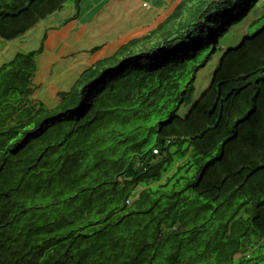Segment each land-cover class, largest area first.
<instances>
[{
    "label": "trees",
    "instance_id": "trees-1",
    "mask_svg": "<svg viewBox=\"0 0 264 264\" xmlns=\"http://www.w3.org/2000/svg\"><path fill=\"white\" fill-rule=\"evenodd\" d=\"M69 1L0 0V39ZM258 1L195 2L52 106L33 96L42 45L0 65V264H264V23L192 103L200 52Z\"/></svg>",
    "mask_w": 264,
    "mask_h": 264
},
{
    "label": "rangeland",
    "instance_id": "rangeland-1",
    "mask_svg": "<svg viewBox=\"0 0 264 264\" xmlns=\"http://www.w3.org/2000/svg\"><path fill=\"white\" fill-rule=\"evenodd\" d=\"M198 1L195 0V2ZM74 5V1L66 2L59 12H55L40 21L35 27L14 41L6 42L0 39V65L8 62L17 53H27L37 50L40 45L43 46V51L35 56L37 70L32 78V84L36 87L33 94L34 98L47 106H52L55 103L58 92L68 90L78 73L83 70L82 68L105 57L111 51L110 47L103 50L99 47L94 48L108 39L99 41V39L88 38L87 34L81 37L83 34L81 22H79L80 26L74 30L63 29L62 27L59 31H57L58 29L53 30V28H60V25L76 12ZM261 14H264V0H259L242 21L232 25L220 36L213 54L210 53L211 47L200 52L199 60L205 61L195 73L192 103L209 87L223 50L233 48L243 37L252 35L262 26L264 18L250 24L254 19L260 18L259 15ZM134 20L143 22L142 18L138 19L134 13L133 19L124 26L122 31L133 27L135 25ZM110 37L112 36H109V40H112ZM89 49L93 50L91 52L85 51ZM72 51H75L72 55H66ZM208 56L210 58L206 60ZM187 108L182 106L179 114L183 115Z\"/></svg>",
    "mask_w": 264,
    "mask_h": 264
},
{
    "label": "crops",
    "instance_id": "crops-1",
    "mask_svg": "<svg viewBox=\"0 0 264 264\" xmlns=\"http://www.w3.org/2000/svg\"><path fill=\"white\" fill-rule=\"evenodd\" d=\"M184 1H187V5H185L181 15L179 13L176 14L178 6ZM74 4L76 12L68 17L60 25V28H53V30L58 29L57 31H59L61 27L74 30L80 26L79 22H81L83 30L81 37L87 34L88 38L99 39V41L108 39L99 46L94 47L95 49L99 47L101 50L110 47V53L100 58L104 59L110 57L131 41L144 39L148 35L153 36V31L158 28L164 30V24L167 22H170V26H177L180 21L186 18L188 10L195 4V0H77L74 1ZM134 13H136L138 19L142 18L143 22L134 20L135 25L133 27L122 31L124 26L133 19ZM174 15H177L176 19L172 17ZM109 36H112L110 37L112 40H109ZM92 50L85 51L91 52ZM74 52L72 51L66 55H72Z\"/></svg>",
    "mask_w": 264,
    "mask_h": 264
},
{
    "label": "built area",
    "instance_id": "built-area-1",
    "mask_svg": "<svg viewBox=\"0 0 264 264\" xmlns=\"http://www.w3.org/2000/svg\"><path fill=\"white\" fill-rule=\"evenodd\" d=\"M145 6V5H144ZM155 152V151H154Z\"/></svg>",
    "mask_w": 264,
    "mask_h": 264
}]
</instances>
